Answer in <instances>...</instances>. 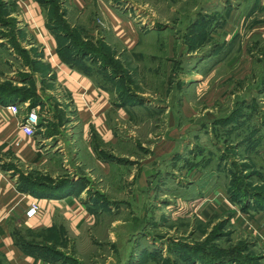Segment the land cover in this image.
I'll return each instance as SVG.
<instances>
[{
  "label": "rangeland",
  "instance_id": "obj_1",
  "mask_svg": "<svg viewBox=\"0 0 264 264\" xmlns=\"http://www.w3.org/2000/svg\"><path fill=\"white\" fill-rule=\"evenodd\" d=\"M42 1L68 63L84 62L118 105L130 104L115 124L121 141L113 149L122 157L118 171L132 178L112 188L109 178L94 172L85 180L90 191L139 196L134 211L146 209L147 200L145 225L135 214L133 226L151 241L163 238L177 258L172 247L181 245L182 264L196 246L202 256L264 264V251L241 234L235 219L264 200V0H104L136 28L130 45L114 32L100 3L81 10L69 0ZM11 2L0 0V39L13 49L0 95L37 107L47 132L78 135L72 110L66 117L59 109L55 122L48 117L45 92L56 99L60 87L40 47L20 30ZM224 206L231 209L215 212Z\"/></svg>",
  "mask_w": 264,
  "mask_h": 264
},
{
  "label": "crops",
  "instance_id": "obj_2",
  "mask_svg": "<svg viewBox=\"0 0 264 264\" xmlns=\"http://www.w3.org/2000/svg\"><path fill=\"white\" fill-rule=\"evenodd\" d=\"M42 2L12 0L17 8L12 15L17 17L20 30L29 36L26 38L32 46L40 47L42 61L47 62L60 87L57 100L51 99L52 91L45 92L50 93L46 96L53 102L47 101L51 106L48 117L55 122L58 116L53 114H59V109L65 111L66 117L72 110L77 117H71L75 119L72 124L79 125L81 131L71 136L65 132L50 133L45 123L29 136L20 127L25 113L21 100L0 95V264H102L101 258L104 264H140L143 259L181 264L180 254L177 258L174 252L169 253L171 246L163 238L161 243L151 241L149 233L133 226L130 217L135 214L145 225L147 200H142L146 209L134 211L139 196H96L85 183L88 175L94 176L98 171L109 178L112 188H117L118 180L120 186L131 180L132 175L128 178L118 171L123 169L116 163L121 156L113 149L121 141L115 124L125 118L130 104L118 105L111 89L100 82L99 76L89 74L82 66L84 62L75 65L63 59L59 52L61 38L53 32ZM69 2L81 10L93 2L100 3L111 16L114 32L123 36L124 43L130 45L136 40L132 34L136 28L104 0ZM3 41L0 39V79L5 62L12 61L13 51L2 46ZM12 105L20 108L18 114L7 108ZM156 155L160 158L157 151ZM106 156L111 159L106 161ZM33 202L41 210L29 218L26 213ZM255 207L252 214L246 212L241 216L236 212L235 219L239 221L241 234L264 251V208ZM224 209L215 212L223 214L231 208ZM124 238L121 246L119 242ZM172 250L175 251L174 247ZM86 252L93 255L86 257Z\"/></svg>",
  "mask_w": 264,
  "mask_h": 264
},
{
  "label": "trees",
  "instance_id": "obj_3",
  "mask_svg": "<svg viewBox=\"0 0 264 264\" xmlns=\"http://www.w3.org/2000/svg\"><path fill=\"white\" fill-rule=\"evenodd\" d=\"M52 29H53V27H52ZM78 48H80L83 51V48L81 46L78 45ZM59 52H60L61 56L63 57V59H65L68 62L69 59H68V57H66V55L68 53L67 50H65L62 46V48H59ZM71 64H73V63H71ZM6 99H10V98H6ZM255 208L256 209L264 208V200L263 199L261 200V198H259V200H257ZM180 246L175 251H178V253L181 256ZM189 248H190V250H192V252L190 253L191 256L188 259L184 258L183 264H192L196 261H200L204 264H245L244 261H242L240 259H236V258L232 259V258H228L225 256H221L220 258H218V257L214 256L213 254L211 256H208L209 254H205L202 256V255H200L201 252L198 251V249L200 247L196 246L195 248L194 247L193 248L189 247ZM181 264H182V262H181Z\"/></svg>",
  "mask_w": 264,
  "mask_h": 264
},
{
  "label": "built area",
  "instance_id": "obj_4",
  "mask_svg": "<svg viewBox=\"0 0 264 264\" xmlns=\"http://www.w3.org/2000/svg\"><path fill=\"white\" fill-rule=\"evenodd\" d=\"M13 113L18 114L20 108L17 105L8 106ZM40 113L37 107H30L29 105L25 107V113L22 115L20 121V127L29 136H33L41 123ZM41 207L38 203L33 202L27 211V216L32 218L39 214Z\"/></svg>",
  "mask_w": 264,
  "mask_h": 264
}]
</instances>
